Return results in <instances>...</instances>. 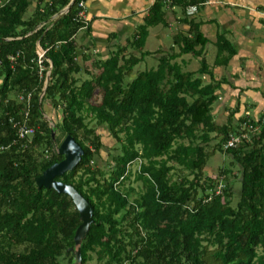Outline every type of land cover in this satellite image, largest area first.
<instances>
[{"label": "trees", "instance_id": "trees-1", "mask_svg": "<svg viewBox=\"0 0 264 264\" xmlns=\"http://www.w3.org/2000/svg\"><path fill=\"white\" fill-rule=\"evenodd\" d=\"M78 1L58 16L69 0H0V264H76L69 249L81 222L76 207L68 195L34 181L62 159L56 147L65 135L82 153L54 179L91 206L79 264H264L263 114L234 120L236 104L224 122L213 120L215 91L225 80L213 78L203 56L206 39L184 13L196 1L153 0L124 45L110 43L114 33L106 37L107 55L90 63L96 73L82 62L90 59V49L76 42L78 30L88 37L91 30L76 16ZM172 7L180 8L176 20L187 29L171 36L166 51L142 50L149 27L175 18ZM214 44L213 65H225L234 50L222 37ZM37 45L45 50L40 62ZM154 53L155 67L133 72ZM185 54L198 60L193 72L182 71L175 60ZM82 71L87 78L76 77ZM27 95L26 124L33 132L20 138L8 119L23 117ZM42 102L54 118H46ZM90 120L116 144L105 168L96 164L103 144ZM239 130L249 140L223 148ZM215 151L236 167L234 205L230 168L203 175ZM174 168L182 172L176 178ZM131 180L139 183L133 197L134 188L124 187Z\"/></svg>", "mask_w": 264, "mask_h": 264}, {"label": "crops", "instance_id": "crops-1", "mask_svg": "<svg viewBox=\"0 0 264 264\" xmlns=\"http://www.w3.org/2000/svg\"><path fill=\"white\" fill-rule=\"evenodd\" d=\"M152 1L86 0L84 19L88 21L91 29L89 40L92 42L90 44L95 45L94 41H96L104 46L106 37L110 33H114L113 42L124 45L125 41L129 39L128 37L134 34L136 26L141 24ZM195 1L194 4L186 6V8L194 6V12L185 15L199 24V30L206 39L203 56H205L207 43L214 46L212 60L208 62L204 58L213 78L216 81L222 78L225 80L219 84L215 91L216 106L212 109L211 105L212 117L216 116V120L214 118L213 120L216 123L224 122L228 112L238 104V109L233 115L234 120L244 113L249 114L253 119L263 114L262 122L264 123V0ZM186 8H184V13H186ZM170 10L176 12L175 18L170 17L169 21L167 19L166 26H177L174 33L185 31L187 24L176 20L181 16L180 8L172 7ZM152 27H157V25ZM161 34L163 31L157 27L153 34L156 41H161ZM220 37L229 42L234 53L225 65H213L216 55L214 42ZM122 38L124 39L123 44H121ZM84 45L81 44L83 51ZM158 49L161 50V48ZM154 50L157 48L148 51ZM177 59L180 61L177 62L182 71L193 72L198 67L197 64L193 70H184L183 55ZM204 80H208V76L205 75ZM47 107H50L48 103Z\"/></svg>", "mask_w": 264, "mask_h": 264}, {"label": "rangeland", "instance_id": "rangeland-1", "mask_svg": "<svg viewBox=\"0 0 264 264\" xmlns=\"http://www.w3.org/2000/svg\"><path fill=\"white\" fill-rule=\"evenodd\" d=\"M32 7H33V4L27 9V11L25 12V16L29 14V12L32 10ZM85 7H86V4H85ZM158 28H161V30L163 31V34H161V41H156L155 40V37H154V31ZM157 27H152V28H149L148 29V35L146 37V39H144V45L143 47L141 48L142 50H153V49H158V48H161L162 51H166L168 50L169 46L171 45V35L174 33V30L176 29L177 26L175 25H171V26H164V27H161L160 25H157ZM84 31L82 30H78L76 32V42L78 44H85V46L87 45L88 48L90 49L92 55L90 57L89 60H85V61H82L85 65H89V70H91L92 72L96 73L98 71V69L94 68V67H91L90 63L92 62V60L94 58H97L98 56L101 57V58H104L106 55H107V52H106V48L107 46H103L101 45L99 42H95V45L93 44H90V41L89 40V37L85 36V34L83 35ZM81 39V40H80ZM121 44L124 43V39L122 38L121 40ZM113 42V39L110 41V43ZM163 46V47H162ZM110 47V46H109ZM132 49L131 48H127V51H131ZM77 52H81L80 49L77 50ZM153 52V51H151ZM161 53H164V52H161ZM213 54H214V46L210 43H207L206 46H205V56L204 58L210 62L212 60V57H213ZM158 57V53H154L150 56H146L143 61L139 62L138 64H136L134 67H133V72H137V71H140L142 69H148L150 67H155L156 63H157V60L156 58ZM176 61L180 62L178 59H175ZM79 63H82L80 61H78ZM183 66H185L184 70H193L197 64H198V60L196 58H193L191 57L189 54H185L183 55V62H182ZM77 78H87L88 75H86L83 71L80 72L79 74L76 75ZM11 97H13V94H10ZM216 103L214 102L212 104V109L215 108V105ZM42 109L46 115V118H54V116L56 115L54 110L51 109V107H47L46 108V105L44 102H42ZM214 120H216V116L214 115ZM53 120V119H52ZM89 126H92L96 129V131L100 134V138H101V142L103 144V148L100 150L99 152V156L98 158L96 159V164L98 165V167L100 168H105L106 167V163L105 161L108 160L107 158V152L111 151V149L116 146L115 142H114V139L107 134L106 130L104 127L102 126H96L94 125L93 121L90 120V122L88 123ZM55 135V134H54ZM53 135V136H54ZM59 138V136H57ZM216 141V139H213L210 143H214ZM229 156L224 154V153H220L218 151H215L213 155H211L204 168H203V175L205 176H214L215 173L217 172L218 168L220 167H226V168H230L231 170V174H229L228 176V179L232 182H233V194H232V201H231V205H234L237 197H236V194H237V189L239 187V183H238V180H235L233 179L232 176H237V173H236V167L234 165H229ZM137 166L136 162H133L131 164V170L135 169ZM173 178H176L178 175L177 174H181L182 172H180L178 169H173ZM171 171V172H172ZM185 173V172H183ZM190 178V176H189ZM222 183V181H220ZM127 184H130L133 188H134V192L131 193L130 197H133L135 196V191H136V188H137V185L139 186V183L138 182H134V181H130L129 183H126L124 184V187H126ZM223 184V183H222ZM123 186H121L122 188ZM95 260L92 258L90 263H94Z\"/></svg>", "mask_w": 264, "mask_h": 264}, {"label": "water", "instance_id": "water-1", "mask_svg": "<svg viewBox=\"0 0 264 264\" xmlns=\"http://www.w3.org/2000/svg\"><path fill=\"white\" fill-rule=\"evenodd\" d=\"M73 2L74 0H69L66 6L61 9L58 16L65 13ZM36 49L39 50L38 45L36 46ZM47 81L48 73L45 76L44 84H46ZM56 152L62 155V159L45 168L42 173L35 178L34 181L38 187L43 186L45 188H51L57 193H64L68 195L76 207L78 217L81 222L74 232L73 247H70L69 249L74 252L76 264H79V242L87 232L89 224L92 223L91 206L88 201L82 197L81 194L78 193L71 185L59 180H55L54 177L59 176L67 170H70L79 160L82 150L70 135H65L56 147Z\"/></svg>", "mask_w": 264, "mask_h": 264}, {"label": "built area", "instance_id": "built-area-1", "mask_svg": "<svg viewBox=\"0 0 264 264\" xmlns=\"http://www.w3.org/2000/svg\"><path fill=\"white\" fill-rule=\"evenodd\" d=\"M85 2L86 0H79L77 2V6L79 7V10L77 11L76 16L78 18L84 19ZM194 10H195L194 6H189L188 8H186V14H192ZM44 51L45 50H43L40 47H39V50L36 49L35 52L38 58V62H40L41 58L43 57ZM28 97L29 95H27L25 98L26 107L24 108L23 117L20 120L13 119L12 117L8 119L11 122L12 126L15 128L17 136L20 138H23L26 135H30L33 132V129L26 124V118H27V113H28ZM254 130H256V127H253V126L247 127V131H254ZM247 131L239 130V132L235 134H229L226 140L222 143V147L229 148V147H233L237 145L241 140L248 141L249 134L247 133ZM222 185L223 184L221 182H218L216 184L215 193L219 191Z\"/></svg>", "mask_w": 264, "mask_h": 264}, {"label": "clouds", "instance_id": "clouds-1", "mask_svg": "<svg viewBox=\"0 0 264 264\" xmlns=\"http://www.w3.org/2000/svg\"><path fill=\"white\" fill-rule=\"evenodd\" d=\"M48 73V71L46 72V74ZM45 81V80H44Z\"/></svg>", "mask_w": 264, "mask_h": 264}]
</instances>
